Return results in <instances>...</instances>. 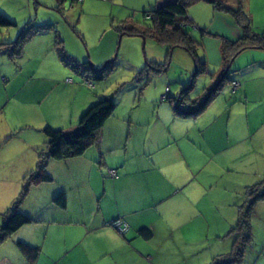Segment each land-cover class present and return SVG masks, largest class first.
I'll list each match as a JSON object with an SVG mask.
<instances>
[{
    "label": "crops",
    "instance_id": "1",
    "mask_svg": "<svg viewBox=\"0 0 264 264\" xmlns=\"http://www.w3.org/2000/svg\"><path fill=\"white\" fill-rule=\"evenodd\" d=\"M158 1L156 6L173 0ZM222 1L233 10L241 6L253 31L264 35V22H260L264 19V0ZM212 12L213 18L232 32L231 36L217 28L214 34L201 35L205 74L219 72L218 76L222 71V54L216 37L224 34L233 42L242 36V30L233 23L230 14L214 9ZM246 51H254L253 63L264 68V49ZM20 58L8 60L15 62ZM38 72V69L30 71L28 84L43 80L49 82L52 91L85 90L73 82L62 83ZM62 72V78L67 77V72ZM231 82L239 83L236 90L231 89L233 93L241 91L240 78ZM94 90L97 91L96 87ZM77 94L70 103L61 101L68 103V107L59 110L57 122L43 120L39 129L76 128L80 115L96 101L87 93ZM243 95L247 97L246 92ZM216 98L194 118H180L170 104L160 103L144 124L139 122L141 130L138 127L128 130L122 154L117 145L121 141H115L123 139L126 131L120 127L110 141L103 137L102 131L90 153H86L88 148L79 157L49 159L46 171L52 181L35 185L46 192V208L34 217L21 212L32 222L8 238L17 253L11 260L8 256L1 258L0 264H211L229 254L233 244L229 232L236 224L239 208L247 201L243 191L264 180V125L248 128L250 136L243 138L238 137L235 129L229 135L220 113L206 115L207 118L202 117L206 118L204 121L199 119ZM11 131L16 132V128ZM249 137L252 146L244 147L243 142ZM31 140L17 155L0 157V164L5 161L15 165L14 173L22 177L34 170L46 139L41 140L43 144ZM108 170H116L117 176L110 177ZM244 172L246 179L241 175ZM61 193L66 197L64 208L53 202ZM116 220L128 225L124 234L110 226ZM142 228L152 232L149 240L138 236ZM251 236L240 264H264V200L254 205ZM18 242L38 249L33 262L20 253Z\"/></svg>",
    "mask_w": 264,
    "mask_h": 264
},
{
    "label": "rangeland",
    "instance_id": "2",
    "mask_svg": "<svg viewBox=\"0 0 264 264\" xmlns=\"http://www.w3.org/2000/svg\"><path fill=\"white\" fill-rule=\"evenodd\" d=\"M156 1L0 0V15L14 23V26L8 28L0 26V43L17 40L27 26L37 30L23 44V56L17 61H9L5 50L0 51V79H7L0 82V157L9 154L8 159L17 155L22 147H27L24 145L31 139L43 144L45 137L39 132L43 128L39 129V124L43 120L57 122L59 110L66 109L67 104L79 92L81 95L86 96L87 93L94 97V103L101 98L113 100L115 110L104 123L101 132L110 141L112 135L120 131V127L121 130H126L123 139L115 140L121 141L117 145L119 144L122 154L128 130L130 132L137 129L139 122V125L144 124L160 103L169 105L161 96L167 94L172 98L177 97L181 89L191 83L195 73L194 61L184 49L170 48V45L160 43L151 36L142 38L139 34L121 35L116 30L120 23L134 25L142 30L153 28V22L147 13L158 7ZM212 11L213 6L206 2H198L187 11L189 19L194 23L191 21L193 25L186 26L184 30L199 43L200 54L197 52V56L201 63L205 58L202 34H214V30L219 28L232 36L226 25H221L218 19L213 18ZM232 20L238 27L236 21ZM260 22H264V19ZM219 35L221 36L216 38L220 43L223 39L230 41L224 34ZM57 38L62 42L63 51L57 45ZM246 50L234 58L221 93L199 118L204 121L208 117L206 115L212 117L220 113L222 120L226 121L228 133L235 129L238 137L243 138L250 136L248 128L253 130L264 125V68L253 63L251 55L254 51ZM85 62L92 70L86 72L81 69L82 72H78L76 66L82 67ZM165 64L163 71H156L158 65ZM49 67L52 69H48ZM32 69H38L41 76L62 83L70 79L71 85L73 82L85 90L71 93L62 89L52 91L49 82L43 80H32L28 84L26 78ZM234 70L238 72L234 73ZM61 71H66L67 77L62 78ZM217 73L198 75L188 97L193 98L204 88H210L212 82L214 84L217 81ZM99 75H102L101 79H98ZM236 78H240L241 91L233 93L230 85ZM95 87L97 91L94 90ZM244 92L247 97L243 95ZM63 100L68 103L62 104ZM14 128L16 132L12 133ZM21 128L24 129L17 131ZM111 143H114V139ZM243 145L252 146L251 137ZM93 149L89 148L86 153ZM15 171V165L9 162L0 164V227L4 223L3 216L12 208L24 185V177L15 174ZM241 175L244 176L243 179L247 178V173ZM245 193L243 191V195ZM46 197L43 188L32 185L18 210L37 216L46 208ZM245 198L246 194L244 201ZM10 241L6 239L0 244V259L5 256L10 260L14 259L17 250L10 246Z\"/></svg>",
    "mask_w": 264,
    "mask_h": 264
},
{
    "label": "trees",
    "instance_id": "3",
    "mask_svg": "<svg viewBox=\"0 0 264 264\" xmlns=\"http://www.w3.org/2000/svg\"><path fill=\"white\" fill-rule=\"evenodd\" d=\"M198 2H206L213 6L217 12L230 14L242 30V36L236 41L230 42L223 39L221 42L222 71L217 76V81L210 88H204L200 94L193 98L188 97V92L192 90L194 79L201 73H205L204 63L198 59L199 43L196 42L184 28L191 24L187 15L188 8ZM149 17L153 22V28L142 30L134 25L120 23L116 30L121 35H140L142 38L151 36L160 43L170 45V48L179 47L184 49L193 59L195 73L191 83L181 89L177 97L168 95L167 100L172 106L174 114L180 118H194L200 115L209 103L221 93L224 82L228 80L231 64L234 58L243 50L250 48L264 49V35L255 33L251 26V20L242 11L241 6L233 10L225 5L222 0H173L159 5L150 11ZM1 27H12L14 23L0 15ZM37 30L34 27H26L17 40L10 43H0V51L5 50L10 59H17L22 55L23 44L28 41ZM57 45L63 51L62 42L57 38ZM59 49L58 51L61 52ZM76 66L79 70H92L87 62ZM165 65H158L157 72L163 71ZM81 70V71H82ZM212 77H216L215 75ZM102 75L98 76L101 79ZM232 83V82H231ZM178 101L175 107L176 101ZM115 110V104L111 98H101L92 104L80 117L76 128L73 130H57L49 126L42 129L46 139L43 147L38 152L37 162L34 170L26 174L23 178L24 185L19 197L12 204V208L3 216V225L0 227V244L10 238L19 228L32 222V219L22 214L18 207L24 201L28 189L32 185L49 183L52 177L46 171V163L52 160H67L81 156L88 148L96 145L100 139L101 129ZM247 201L239 208L237 221L230 230L233 237L231 252L227 255L214 259L211 264H240L243 260L246 247L251 243V216L254 205L259 200H264V180L256 183L245 190ZM54 204L64 208L66 197L63 193L58 194L53 199ZM138 236L144 240L152 237V232L148 228H142ZM17 248L20 253L29 261L33 262L38 256V249L25 243L18 242Z\"/></svg>",
    "mask_w": 264,
    "mask_h": 264
},
{
    "label": "built area",
    "instance_id": "4",
    "mask_svg": "<svg viewBox=\"0 0 264 264\" xmlns=\"http://www.w3.org/2000/svg\"><path fill=\"white\" fill-rule=\"evenodd\" d=\"M67 82L71 83V80L68 79ZM231 87H232V90L234 91V90H236L239 87V83L232 82L231 83ZM165 91L167 93V89ZM165 95L166 94H163L161 96V99H164ZM107 173L112 178L117 176L116 170H108ZM110 226H112L119 234H124L128 230V225L125 222L121 221V220L113 221L112 223H110Z\"/></svg>",
    "mask_w": 264,
    "mask_h": 264
},
{
    "label": "water",
    "instance_id": "5",
    "mask_svg": "<svg viewBox=\"0 0 264 264\" xmlns=\"http://www.w3.org/2000/svg\"><path fill=\"white\" fill-rule=\"evenodd\" d=\"M178 101H179V100H177V101H176L175 107L177 106V104H178Z\"/></svg>",
    "mask_w": 264,
    "mask_h": 264
},
{
    "label": "clouds",
    "instance_id": "6",
    "mask_svg": "<svg viewBox=\"0 0 264 264\" xmlns=\"http://www.w3.org/2000/svg\"><path fill=\"white\" fill-rule=\"evenodd\" d=\"M166 95H167V94H166ZM166 95H165V96H166Z\"/></svg>",
    "mask_w": 264,
    "mask_h": 264
}]
</instances>
